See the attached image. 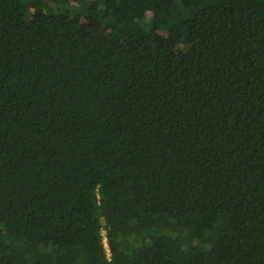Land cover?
<instances>
[{
	"label": "trees",
	"instance_id": "16d2710c",
	"mask_svg": "<svg viewBox=\"0 0 264 264\" xmlns=\"http://www.w3.org/2000/svg\"><path fill=\"white\" fill-rule=\"evenodd\" d=\"M0 264H264V0H0Z\"/></svg>",
	"mask_w": 264,
	"mask_h": 264
}]
</instances>
